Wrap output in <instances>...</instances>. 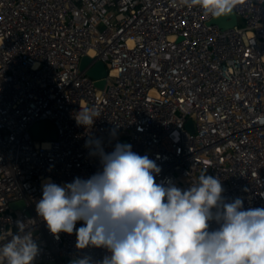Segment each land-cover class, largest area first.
I'll return each instance as SVG.
<instances>
[{
  "label": "built area",
  "instance_id": "1",
  "mask_svg": "<svg viewBox=\"0 0 264 264\" xmlns=\"http://www.w3.org/2000/svg\"><path fill=\"white\" fill-rule=\"evenodd\" d=\"M233 12L221 29L181 0H0V233L24 221L40 248L34 264H68L75 232L57 239L35 205L49 179L99 169L90 138L147 154L157 182L187 189L206 170L229 200L264 208V0ZM83 55L93 62L80 69ZM96 61L103 78L86 73ZM84 108L101 114L90 128L75 120ZM42 120L55 139L33 138Z\"/></svg>",
  "mask_w": 264,
  "mask_h": 264
},
{
  "label": "clouds",
  "instance_id": "2",
  "mask_svg": "<svg viewBox=\"0 0 264 264\" xmlns=\"http://www.w3.org/2000/svg\"><path fill=\"white\" fill-rule=\"evenodd\" d=\"M181 2L220 18L241 0ZM100 115L84 108L75 120L90 128ZM85 146L99 169L64 184L49 179L35 205L57 239L75 232L78 251L68 264H264V208L245 209L242 198H226L219 177L205 170L182 189L170 178L157 182L161 167L131 144L106 152L100 139L90 138ZM16 227L15 234L0 233V264H34L40 248L26 222L17 220ZM91 249L104 255L98 259Z\"/></svg>",
  "mask_w": 264,
  "mask_h": 264
},
{
  "label": "water",
  "instance_id": "3",
  "mask_svg": "<svg viewBox=\"0 0 264 264\" xmlns=\"http://www.w3.org/2000/svg\"><path fill=\"white\" fill-rule=\"evenodd\" d=\"M229 20H225L226 18ZM211 23L216 24L221 29H226L232 27L236 22V15L233 12L228 16L220 17V18H212ZM93 62V58L88 55H83L80 62V69H85L89 64ZM87 75L92 78L99 79L103 78L107 74V68L102 61H96L92 66L87 68ZM104 79L98 80L95 84L98 87H102L104 84ZM32 136L35 140H50L56 138V127L49 120L38 121L33 124L32 128ZM22 207V202H14L12 203V207ZM53 264V263H51Z\"/></svg>",
  "mask_w": 264,
  "mask_h": 264
}]
</instances>
